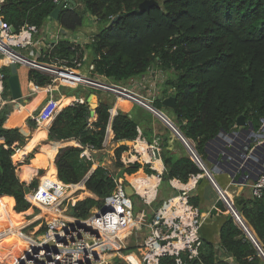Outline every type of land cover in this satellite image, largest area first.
<instances>
[{"label": "trees", "instance_id": "16d2710c", "mask_svg": "<svg viewBox=\"0 0 264 264\" xmlns=\"http://www.w3.org/2000/svg\"><path fill=\"white\" fill-rule=\"evenodd\" d=\"M73 1L74 6L68 4L58 12L57 25L75 34L81 30L85 18H95L96 34L83 46L75 45L67 37L59 39L51 50L42 51L40 62L59 59L74 66L75 61H86L88 76H98L112 84H126L152 76L156 69L167 74L153 107L168 111L167 117L202 161L206 158V145L220 132L235 131L240 116L250 122L255 131L259 130L264 120V0H155L158 6L143 12L139 11V4L145 0ZM55 8L52 0H4L1 14L16 30L29 24L40 32L43 25L52 20L50 15ZM3 71L6 75L4 99L9 101V67ZM26 79L38 87L51 83L48 76L31 69H27ZM58 90L64 96L81 92L86 96L83 104L63 108L47 134L50 142H70L62 146L54 163L58 181L68 186L79 183L91 171L93 163L79 158L81 146L91 144L102 149L109 109L115 98L112 102L97 101L91 107L92 93L99 92L65 86ZM171 95L176 100L174 108L162 104ZM10 112L11 103L8 102L0 110V230L18 225L23 214L20 212L31 207L25 199L26 194L39 187L37 178L23 182L16 174L11 157L25 135L18 128L4 125ZM30 124L35 126L34 122ZM110 125L115 166L121 167L118 159L128 148L120 142L135 140L138 123L129 114L118 112ZM167 144L165 138V148ZM179 146L183 151L180 158H174L171 151L163 153L161 185L167 186L173 178L185 183L190 176L203 174L182 145ZM139 167L136 164L123 171L134 173ZM42 172L39 171V176ZM48 172L46 182H54L53 175ZM122 172L118 173L119 177ZM147 172L151 173L148 169ZM84 185L86 194L68 204L72 217L80 220L89 217L91 209L98 207L115 189L109 171L101 166L88 175ZM90 193L95 198L89 197ZM239 204L243 205H239V216L264 252V193L259 199L251 197ZM12 207L19 214L14 213ZM220 236L223 249L233 256L235 264L261 263L256 247L233 219L223 224ZM0 247L4 248L3 260L12 264L20 240L9 236L0 240ZM132 249L128 247L125 251ZM114 264L121 262L115 260ZM161 264H174V261L163 258ZM191 264L227 263L217 262L210 246L202 244L198 258Z\"/></svg>", "mask_w": 264, "mask_h": 264}, {"label": "built area", "instance_id": "2783aa9c", "mask_svg": "<svg viewBox=\"0 0 264 264\" xmlns=\"http://www.w3.org/2000/svg\"><path fill=\"white\" fill-rule=\"evenodd\" d=\"M3 1L0 0V110L6 103H12L4 99L6 75L3 71L11 64L36 70L51 79V83L45 87L35 85L36 90H32L33 94L39 90H44L45 94L50 95L40 112L32 116L37 126L41 125L43 121L51 122L58 114L60 101L52 97V92L60 86L85 87L110 94L114 96L116 106L109 109V124L105 131L102 149L98 150L93 145L86 144L81 146L79 158L93 163L97 155L102 154L107 155L111 163L115 165L114 152L110 150L112 144L110 141L112 136L110 122L118 114L117 104L123 100H128L145 109L153 107V105L137 98L121 86L107 82L104 78L80 74L78 69L82 65V60L75 61L74 66H69L66 60L59 59L40 62L39 58L42 57V54L32 50L35 46V36L39 34V30L29 24H24L16 30L7 23L1 14ZM61 1L52 0L56 5ZM91 21L95 22V18H91ZM78 36L81 35H77V38H79ZM62 38L65 37L55 35L54 41L47 50H51L56 42ZM70 40L75 45L79 44L72 41V38ZM27 48H30L32 57L25 56L20 52V50ZM75 104H83V102L76 100L72 105ZM238 128L239 131L220 132L221 134H218L217 139H213L215 141L213 146L211 145L210 158L214 161L219 160L222 155H227L228 159L239 164L237 170L244 167L250 175H254L255 171L260 172L259 161L261 158L254 155L250 162L248 158L254 153L256 147L264 145V120H261L258 131L250 129L248 126L243 129ZM248 145L250 148H247ZM127 148V151H124L118 159L121 165V167L116 166L118 173H121L124 168L136 164L140 166L139 169L134 173L123 171L121 177L118 176V173L112 174L109 171L115 183V189L104 198L101 206L86 219L80 220L72 217L68 204L73 194L84 192L85 181L92 171L79 183L64 186L63 191H57L56 187H49L39 194V202L35 206L43 208L44 217L39 228L30 239V246L13 264H114L117 259L120 262L132 264L130 257L136 259V264H161L163 258L172 259L174 264H191L198 258L199 249L202 246L200 238L202 218L199 209L190 202V193L196 187L202 174L190 176L185 183L175 178L168 181L173 193L154 208L148 221L145 222L146 232L141 241V248L143 249L141 258L138 259L132 253L123 254V250L126 249L125 237L129 234L124 235V233L134 219V204L132 199L126 196L125 186L132 188L140 204L146 209L152 208L158 198V189L164 170L163 161L160 158L159 139L148 142L143 139L140 130L137 128V137ZM225 148L228 150L227 153L222 151ZM244 151H247L246 155ZM144 154L147 155V159H144ZM157 161L160 162V170L154 168ZM194 162L197 163V161ZM216 167L229 170L224 164ZM147 169L151 173L147 172ZM139 174L144 178L155 177L157 182L148 185L142 180L139 183L141 185L139 191L138 186H135ZM203 177H205L204 172ZM209 181L211 182V180ZM241 181H244L245 184L247 182L244 178ZM251 181V197L261 198L264 193V172L257 174L256 179ZM40 190L39 186L36 191L30 194ZM218 195L221 197L220 194ZM221 200L228 210L227 203L222 197ZM102 210H104L103 213H101Z\"/></svg>", "mask_w": 264, "mask_h": 264}, {"label": "crops", "instance_id": "0c3cea01", "mask_svg": "<svg viewBox=\"0 0 264 264\" xmlns=\"http://www.w3.org/2000/svg\"><path fill=\"white\" fill-rule=\"evenodd\" d=\"M91 22H93V21H91ZM77 33L70 34L66 30H63L61 27H59L56 23V20H53V19L48 20L43 25V27L40 29L39 35H37V37L35 38V41H34L35 42V46H34L35 53H37V52L42 53L43 50H47L49 48L50 44L54 41V37L57 34L60 37H67L69 40L72 38V41L76 42L77 44L79 43L78 44L79 46H83V45L87 44L88 43L87 39H88L89 35L88 36L85 35L82 31L77 32ZM81 33H83V34H81ZM76 34L81 35V36H78L79 38H77ZM85 58H86V54H84L83 59H85ZM17 70H18L19 81L21 84V89L23 92V97L20 100L16 101L15 103H11V112L7 116L4 125L6 127H9V128H18L21 131V133L23 135H25L24 141L21 144L17 145V147H15V151L11 157V161H12L13 165H15V167H16V174H17L18 178L20 179V181L29 182V181L34 180V179L39 177L38 182H39V186H40L41 190L37 191L33 194L28 193L25 196V199L30 204V206L31 205L34 206L37 202H39L38 197H39V194L42 193V191H44L45 189H48L49 187L55 188V187H57L58 184L60 185V187L62 186L60 184V182L58 181V178H57L54 160H55V157L58 153V149L60 147H62V146H60V144H65L67 142H50L47 140V134H48L49 127L51 126L52 121L55 118L51 122L46 123L45 127H43L44 130H42V129L39 130L41 128V126L40 125L37 126L35 124V122L32 119V116H34L40 112V110L43 108L44 104L49 100L50 95L45 94V93L39 94V92H37L36 94H33L31 87H35V85L33 82H28L26 79L27 68H24L22 66H17ZM20 71H22V75L19 74ZM152 76H154V74H152ZM149 77H151V76L147 75V76L143 77L142 80H146V81L150 82L149 80H147ZM138 80L139 79H135V81H138ZM80 88H85V87H80ZM86 89H89V88H86ZM56 90L54 92H52V97L56 96L55 93H58L57 96L60 97V98H58V101H60V103L64 100L70 101L68 104L60 107L58 109L59 110L58 113L63 108H65L67 106H72V103H74L76 100H80L83 103L86 100V96L83 92H81L77 95H74V96H64L59 92L58 89H56ZM126 90H128V89H126ZM128 91L133 93L137 98L142 99L144 101H147L145 98L143 99V97H140L137 94H135V92H133L132 89H130ZM92 95H95V93H92ZM95 96H96V98H95V100H93V106L96 105L95 103L97 101L107 100L109 102L110 101L112 102L114 99V96H112L110 94L102 93V92H99ZM108 97H109V99H108ZM8 99H9V101H11L10 93L8 95ZM133 105L138 106L141 109H144V111L140 110L138 112L136 109H133L134 108ZM114 106H116V104H114L113 107ZM117 111L123 112L124 114H129L130 117L134 118L137 121V123H138L137 128L140 130L143 139H145L148 142H151L154 139H159L160 148H161L160 149V158L162 161H163L162 158H163V153H164L163 145H164L165 138L168 139V144H167L166 150L167 149L172 150L174 153L173 154L174 158H180L183 156V151H182L181 147L179 146V144H181L182 146H183V144L172 134V132L165 126V124H163V122H161L151 112H149L145 108L141 107L140 105H138L134 102L132 103L131 101H128V100H123L120 103H118L117 104ZM30 122H34L35 126L33 127L30 124ZM235 131H239V128H237ZM56 144H59V147H57ZM113 146H114V144H111V146H110L111 151L114 150ZM183 147H184L185 151L187 152L185 146H183ZM208 151H209V149L207 148V145H206V148H205L206 158L203 161V163L206 166V168H208L212 171V177L214 179V182L224 192L226 197L232 203L243 206L242 204H239V201L249 200L251 198L250 184L252 181L248 180L246 182V184L240 183V182H242V181H240L242 179L240 170H237L234 172L233 179L231 177H229V175L222 170V167L218 168L214 164L211 163V160H210L211 156L208 154ZM106 163L108 165L111 164V161L108 159L107 155H102V154L97 155V157L95 158V160L93 162V167L91 168V171H93L97 166H102V167L106 168L108 171H110L109 168L106 166L107 165ZM50 165H51V171H50ZM162 166L164 168L163 162H162ZM40 170H43V172H42V175L39 176ZM48 170H49V172H48ZM47 172H48V175H50V174L53 175V177H54L53 180L55 183L54 182H46L47 179L45 178V175ZM117 173H118V171H117ZM62 188H64V186H62ZM57 189L58 188H56V190ZM158 191H159L158 192V198H157V201H156L154 207L149 208V209H141L135 215V218L133 219V225L134 226H132L134 228L131 227L129 234L125 237V248L132 247L133 249L129 253H132L138 259H140L142 254H143V249L141 248V241H142V239L145 235V232H146V228L144 226L145 222L148 221V219H149L152 211L154 210V208L163 199H165V197H167V196H169V194L173 193V190L170 188L169 183L167 186L161 185V183H160ZM79 194L84 196L86 194V190H84V192H79ZM79 194L78 193L73 194L72 198L77 196V197H75L74 201L78 200L82 197V196L78 197ZM91 195H93V194H91V193L88 194L89 197ZM94 197H91V198H94ZM190 202L195 207H197L199 209V212L201 214L202 226L200 229V238H201L202 244H204V245L208 244V247L210 246V248L212 249V251L214 253L215 260L217 262L222 261V262H225L227 264H235L233 256L229 252L225 251V249H223V247L221 245V236H220L221 228H222L223 224L229 218H231V219H233V218L230 217V214L227 210L226 205L221 200V197L218 195V193L215 190V188L213 187L212 183L209 181L208 178L203 177V174H202V177L199 179L196 187L190 193ZM13 207H14V205H13ZM13 207H12V211L16 214H19V213L14 211ZM94 208H92L90 212H92V210H94ZM27 211H25V212H27ZM25 212H20V213H25ZM242 221H243V219H242ZM234 222H235V220H234ZM24 224H25V222H24ZM24 224H22L20 226V228L18 229V232H20L21 234H24V232L22 230ZM39 225H40V223H39ZM236 225H238V224L236 223ZM248 230L250 231V233L254 237L252 231L249 228H248ZM24 235H27V234H24ZM2 238L3 237L1 236L0 239H2ZM254 239H255V237H254ZM258 245H259V243H258ZM259 247H260V245H259ZM22 248H25V243L23 244ZM260 249H261V247H260ZM0 252H4V248L0 247ZM258 256L261 259V263H259V264H264V259L259 254V252H258ZM0 261L4 262V263L0 262L2 264H8L6 261L3 260V258L0 259ZM131 262L135 263V260L132 258Z\"/></svg>", "mask_w": 264, "mask_h": 264}, {"label": "water", "instance_id": "95a60500", "mask_svg": "<svg viewBox=\"0 0 264 264\" xmlns=\"http://www.w3.org/2000/svg\"><path fill=\"white\" fill-rule=\"evenodd\" d=\"M67 4H72L73 6L75 5V2L73 0H62L60 3H58L56 5V8L53 10V12L51 13L50 17L53 20H57V15L58 12L63 9L64 7H66ZM158 3L155 0H145L143 2H141L139 4V11L143 12V11H149L150 8L152 7H157ZM117 18H115L113 20V22L116 20ZM7 85L9 88V93H10V98H11V102L15 103L16 101L20 100L23 97V92L21 89V84L19 81V77H18V70H17V65L16 64H11L9 66V74L7 77ZM94 100L96 98L95 95L91 96ZM175 97L174 95H171L167 98H165L162 101V104L166 107L169 108H174L175 107ZM91 107H93V103L90 104ZM147 110L149 112H151L155 117H157L161 122H163V124H165V126L172 132V134L183 144V146H185L189 156L191 157L192 160L197 161L198 166L202 169V171L204 172V176L206 178H208L209 180H211L212 185L214 186L215 190L218 192V194L221 195V197L224 199V201L227 203L228 206V212L230 214V217H232L235 222L241 227V229L245 232V234L247 235V237L253 242L254 246L256 247V249L258 250L259 254L262 256V258L264 259V253L263 251L260 249L257 241L254 239V237L252 236V234L250 233V231L248 230V228L245 226L244 222L242 221V219L240 218L239 214H238V210L241 209V206L232 203L230 200L227 199L226 195L219 189V187L215 184L213 178H212V171L208 168H206V166L203 164V162L201 161V159L199 158V156L197 155V153L195 152V150L192 148V146L189 144V142L184 138V136L180 133V131L174 126L171 125L170 122L168 121L169 119L160 111H158L157 109H155L154 107H148ZM159 114H158V113ZM236 126L237 127H241V129H243L245 126H248V128L253 129L251 123L249 122H245L243 117L240 116L239 118H237L236 121ZM223 133V132H221ZM220 133V134H221ZM218 137V136H217ZM217 138H215L216 140ZM215 140H212V142H210L209 144H207V148L209 149L208 154L211 156V145L214 143ZM130 142H120V145H130ZM247 148H250V146L248 145ZM62 147H60L58 149V153L55 157H58L60 151H61ZM243 150V149H242ZM223 152L227 153L228 150L225 148L222 150ZM254 153L249 156L248 160L249 162L251 161V159L254 157V155L259 156L261 159L259 161V170L260 172H264V145L261 147H256V149L253 151ZM244 154H247V151H244ZM54 160V163H55ZM211 160V158H210ZM211 162L216 165V166H220L221 164H224L228 169H224L223 171L226 172L231 178L234 177V172L237 171L239 164H237L236 162L232 161L231 159L227 158V155H222L220 157V159H216V160H211ZM231 165H233L234 167H232ZM241 172V176L242 178H244L245 180H254L256 179V175L259 174L260 172L255 171L254 175H250L248 170L246 168H240L239 169ZM39 179V177L37 178ZM241 181V180H240ZM242 184H245V182H240ZM125 194L127 197L132 198L135 193L132 190V188L130 186H125ZM90 197H94L93 195H91ZM95 198V197H94ZM104 210L101 211V213H103ZM70 215L72 216V213L70 212Z\"/></svg>", "mask_w": 264, "mask_h": 264}, {"label": "rangeland", "instance_id": "374dc122", "mask_svg": "<svg viewBox=\"0 0 264 264\" xmlns=\"http://www.w3.org/2000/svg\"><path fill=\"white\" fill-rule=\"evenodd\" d=\"M81 31L85 35H87V36L89 35V37H90V36H93V35L96 34L97 28H96V26H94L93 22H91V19L89 17H87L84 20V23H83V26H82L81 30L78 31V32H81ZM83 33H81V34H83ZM89 37L87 39L88 41L90 39ZM32 50H33V52H35V49H32ZM20 52L22 54H24L25 56L32 57L31 52H30V48H27V49H24V50H20ZM78 71H79L80 74H82V75L84 74V75L88 76V62L84 61L82 63V65H81V67L78 69ZM19 74L22 75V71H20ZM151 77H149L147 79L150 82H148L146 80L139 79L140 81L139 80L138 81L132 80L129 83H126V84H115V85L122 86V88L128 89V90L132 89L133 92H135V94H137L140 97H143V99L145 98L148 102H150L153 105L155 100L157 98H159L162 86H164L163 84H164L165 80L168 78V76H167V74H163V73L160 72V70L156 69L155 73H154V76H151ZM58 98H60V97H58ZM58 98H56L54 96V99H58ZM108 99H109V97H108ZM133 109H136L138 112L140 110L144 111V109H141L138 106H134ZM160 112L163 113L165 116H167L166 113L168 111L167 112L160 111ZM168 121L171 123L172 120L171 121L168 120ZM171 125H172V123H171ZM66 144H70V142H67L65 144H60V146H64ZM56 146L59 147V144H56ZM128 146H130V145H128ZM163 147H164V145H163ZM114 148H115V145L113 146V149ZM166 148L164 147L163 150L166 151ZM167 151H171V153H173L172 150H168L167 149ZM106 166L109 168V170H110V172L112 174H116L117 173L118 170H117V168H116V166L114 164L111 163L110 165L107 164ZM50 171H51V165H50ZM171 194H169V196ZM81 196H83V195H81V194L78 195V197H81ZM169 196L165 197V199L168 198ZM75 197H77V196H75ZM75 197L72 198L71 201H74ZM131 199H132V202L134 204L133 216L135 218V215L141 209H146V207H144L142 204H140V202H138L139 200H138V198L135 195ZM101 204L98 207H95L94 210H92V212H90V214L93 213L95 211V209L99 208L101 206ZM41 207H44V206L41 205ZM25 213L21 214L20 223L25 222L22 230H23L24 234H27L28 236H30V239H31V237L33 236V233L39 228L38 225L42 221V218L44 217V215H43L44 211H43V208H39V207H37L35 205L34 206L31 205V207ZM132 228H134V227H132ZM24 234L20 235L19 240H20V242L22 241L23 244L25 243V247H26V245L29 243V237L27 235H24ZM127 253H129V252H126L125 250H123V254H127ZM2 257H4V252H0V259H2ZM0 262H3V261H0ZM0 264H2V263H0ZM121 264H126V263L121 261Z\"/></svg>", "mask_w": 264, "mask_h": 264}, {"label": "bare ground", "instance_id": "6f19581e", "mask_svg": "<svg viewBox=\"0 0 264 264\" xmlns=\"http://www.w3.org/2000/svg\"><path fill=\"white\" fill-rule=\"evenodd\" d=\"M31 89L32 90H36L34 87H31ZM39 92V94H43L44 93V90H39L38 91ZM70 101L69 100H64V101H62L61 103H59V107H62V106H64V105H66V104H68ZM48 121H43L42 123H41V128L39 129V130H44L43 129V127H45V125H46V123H47ZM171 124V123H170ZM144 159H147V155L146 154H144ZM154 168L156 169V170H160V168H161V165H160V162L159 161H157L155 164H154ZM142 180H144V183L145 184H148V185H153V184H155L157 181H156V178L155 177H149V178H144L143 176H141V174H139L138 175V178L136 179V181H137V183H136V185L135 186H138V190L140 191L141 190V185H139V183H140V181H142ZM56 188H58L57 190H61V191H63L64 190V188H62V186L60 187V185L58 184L57 185V187ZM22 224H24V222L23 223H18V225L17 226H15L14 228H8V229H4V230H0V238H1V236L3 237L2 239H4V238H7V237H9V236H14V237H16V238H19L20 237V235H22L20 232H18V229L20 228V226L22 225ZM133 226V223L126 229V231H125V233H124V235H126V234H128L129 233V231H130V229H131V227ZM29 237V243L26 245V247L25 248H22V246H23V244H22V242H20V247H19V250H18V254H17V257L14 259V261H16L18 258H20L22 255H23V253L26 251V248L28 247V246H30V236H28ZM2 239H0V240H2ZM95 247H97V246H95ZM20 251V252H19ZM22 251V252H21ZM134 259L135 260V263H132L131 262V259ZM13 261V262H14ZM130 262L132 263V264H136V259L134 258V257H130ZM13 264V263H12Z\"/></svg>", "mask_w": 264, "mask_h": 264}]
</instances>
